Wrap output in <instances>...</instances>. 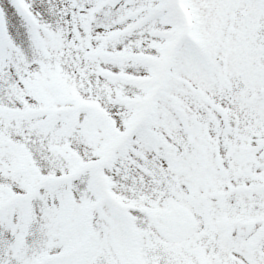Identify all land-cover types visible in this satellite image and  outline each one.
Returning a JSON list of instances; mask_svg holds the SVG:
<instances>
[{"label": "snow or ice", "instance_id": "snow-or-ice-1", "mask_svg": "<svg viewBox=\"0 0 264 264\" xmlns=\"http://www.w3.org/2000/svg\"><path fill=\"white\" fill-rule=\"evenodd\" d=\"M0 264H264V0H0Z\"/></svg>", "mask_w": 264, "mask_h": 264}]
</instances>
